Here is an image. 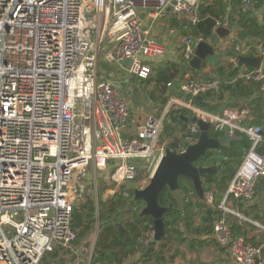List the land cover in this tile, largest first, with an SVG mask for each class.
<instances>
[{"label": "built area", "instance_id": "2783aa9c", "mask_svg": "<svg viewBox=\"0 0 264 264\" xmlns=\"http://www.w3.org/2000/svg\"><path fill=\"white\" fill-rule=\"evenodd\" d=\"M201 1L0 0V264H42L55 245L72 242L71 213L90 184L91 168L110 169L105 175L110 195L120 193L129 200L134 188L145 186L135 179L141 167L153 169L164 152L159 136L173 100L160 115H146L136 135H124L130 106L98 74L101 43L108 36L113 45L105 57L131 59L128 74L146 78L151 67L142 57L165 53L168 41L157 38L147 21L169 12L180 27L193 26ZM254 3L242 0L246 8ZM261 26L264 31V3ZM168 32L175 34L178 28ZM197 41L183 39L184 61L192 57ZM260 56L263 60L264 51ZM239 77L259 82L264 92L262 66ZM217 85V79H189L179 89L196 97ZM196 115L216 132L227 128L230 135L238 131L246 137L249 147L225 196L250 200L257 184L264 186V155L257 150L262 126L238 124L242 111L232 107ZM189 129L187 143L194 141L196 125ZM206 199L211 202L212 195ZM220 208L213 224L218 243L235 264H264L259 245L232 233L226 219L231 209ZM152 235L153 230L145 232L140 242L148 246ZM140 257L137 253L127 264H144ZM83 258L80 253L67 264H90L91 254Z\"/></svg>", "mask_w": 264, "mask_h": 264}, {"label": "trees", "instance_id": "16d2710c", "mask_svg": "<svg viewBox=\"0 0 264 264\" xmlns=\"http://www.w3.org/2000/svg\"><path fill=\"white\" fill-rule=\"evenodd\" d=\"M263 3L264 0H256V3L253 5L260 6ZM236 13L238 17L235 18ZM198 17L199 21L197 24L184 28L188 35L198 40H208L214 27L218 24L217 22L223 23L227 21L228 24L236 23L239 40L258 37L264 42L262 27L257 21L250 18L247 19L242 0H229V4L223 0H214L206 6L200 4L198 7ZM226 68H232L228 76L235 75L237 69L236 67L233 68L231 64H224L222 67H219L218 75L221 76L223 70ZM153 70L154 74L146 82H155L153 91H157L162 102H165L168 98L166 94L168 83L177 76L178 65L168 59L164 67L154 68ZM199 77V74H195L190 79L197 80L196 78ZM217 81V87L202 95V100H199L197 96H187V99L194 105L211 113H218L221 104L225 107H232L238 110L244 109L246 110L244 116L246 123L262 126V122L264 121V92L260 89V83L243 78H236L234 80L217 79ZM179 113L187 116L193 115L191 111L182 107L169 109L167 119L163 121L162 131L159 136L161 142L166 140L167 146L176 149L180 144L186 145L187 140L185 137L190 135L188 123L175 116ZM237 143L244 150L249 147V142L244 136ZM257 150L264 155V141L259 143ZM224 151L225 154L220 158L219 165V173L222 175L221 179L211 176L205 177L203 180L204 184L213 189L211 192H207V194L210 193L212 195V203L216 207H218L221 199L220 194L225 191L243 155L237 147H235L233 152L228 151V149ZM179 185L186 193L185 204L182 209L178 207L168 188H164L158 197L161 205H168L169 207L168 212L163 216L164 237L156 242L159 247L158 251H147L148 246H144L140 242L145 232L152 231V218L150 216H140L139 213H133L132 206L143 203L141 200H134L133 198L126 200L120 193L108 200H102L100 197L96 198L93 192L88 191V187L73 206L71 228L75 233V237L69 245L86 247L88 243L87 237L89 235L94 237L90 264H126L137 253H140V260L144 264H147L149 260H153L154 264L170 261L178 255L179 251L178 249L172 250V248L185 240L183 237L185 232L181 230V227L185 229L189 228L190 231L196 234L199 232L209 233V231L213 230L211 224L201 227L191 226L196 213L191 210L192 206L188 197L191 194L195 195L194 187L191 180L186 178H180ZM216 190L220 194H217ZM204 202L198 200L195 205L196 207L203 208ZM256 208L253 205L250 207V210H254L258 216ZM221 213V209L215 211L217 217ZM203 217L204 219H211L210 215L204 214ZM119 227H122V230ZM229 227L234 235L243 234L241 226L238 223L232 222ZM69 245L68 247L55 245L51 251L43 255L42 264H65L64 254L72 253ZM166 251L172 253L168 259L165 258ZM73 256L72 254V258Z\"/></svg>", "mask_w": 264, "mask_h": 264}, {"label": "crops", "instance_id": "0c3cea01", "mask_svg": "<svg viewBox=\"0 0 264 264\" xmlns=\"http://www.w3.org/2000/svg\"><path fill=\"white\" fill-rule=\"evenodd\" d=\"M213 1L214 0H202L200 4L206 6ZM223 1L229 4V0H223ZM262 5L260 6L251 5L248 8L243 6V8L246 10L247 19L250 18L257 21V23L260 26H261ZM172 16L173 15L168 12L167 15L166 14L160 15L157 18H155L153 21L152 20L147 21V23L151 22L153 33L157 38L168 40L165 47L166 52H169L171 53V55H174L176 59L184 61L183 38L188 34L184 30V28L178 25L177 21ZM236 17H238L237 13L235 14V18ZM217 23L229 28L230 32L234 34V37L233 38H230L229 36L220 37L218 42L214 46V50H215L214 54L206 57V59L203 60L202 66L199 70L188 67L186 74L181 77V83L189 80L195 74H199L200 76L199 78H196L197 79L196 81L210 80V78L220 79V80H234L236 78H240L239 75L244 71H246L248 68L242 65L241 66L236 65V62H233V58L235 56L233 54V50L231 47L232 44H234L235 48L239 51V53L243 55H247L249 53H253L254 55L256 54L261 55V50L264 51L263 49L264 42L262 39L258 37H250V38H246L245 40H239L237 36L238 28L235 22L230 24H228L227 21L223 23L220 22ZM158 26L159 29L155 32V29ZM171 26L177 27L178 32L175 34L169 33L168 30L169 27ZM188 37H192V36L188 35ZM112 45L113 42L110 41L108 36H105L101 43V49L99 51L98 74L101 77L109 79L110 83L119 92L120 96L128 102L130 106L129 118L124 128L123 134L126 136L136 135L137 126L144 119L147 113H145L144 111L145 106L144 107L138 106L139 108L135 106H134L135 108L132 107L133 104L130 103V101H128V97L132 93V88L134 90H138V88L142 86L145 89L147 85H151V87H147L148 90L150 91L148 92L149 94L147 97L149 100L148 102L151 104L153 111L156 112L154 113V115H160L158 114L160 112L159 110L162 108V106H164L163 103H165L166 101L162 102L159 93L157 91L156 92L153 91L155 82L154 81L146 82V80L149 77H151L152 74H154V70H153L154 68H160L162 66L164 67L167 60L170 58L165 57L162 59H157L155 61H152V64L149 63L150 62L149 60H146V63L151 67V73L146 78H139L137 76L128 74V65H129L128 63H123V60H121L120 62L108 60L105 57V53L111 49ZM224 64H231L233 68L236 67L237 71L235 75L228 76L229 71L232 70V68H226L223 70L221 76L218 75V68L222 67ZM260 66L264 68V58ZM124 88H126V95H128V97L125 95ZM166 94L168 95V101L173 100V103L170 105L169 109L182 107L187 109L188 111H191L193 115L198 114L199 111H205L200 107L194 105L190 100H188L187 99L188 95L184 94L179 89V86L169 89V92ZM166 106H164L162 110H164ZM224 108L225 106L221 104L218 113L221 112L222 109ZM241 111L243 114V118L242 119L240 118V120H238V124H248L244 121L246 110L242 109ZM249 119H251V117H249ZM190 124L191 123H188L189 125L188 127H190ZM235 135L236 137H240L241 135L244 136L242 133H239L238 131ZM262 136L264 141V135L262 134ZM239 140L240 139L231 141L230 147L232 150H230L229 148H223L221 152L218 154L217 159L220 160V158L223 157V155L225 154L224 151L225 149L226 150L228 149V151L233 152L235 150V147H237V149L244 154L245 151L244 148L243 147L240 148L239 143H237V141ZM139 170H145V169L141 167V169ZM260 184H261L260 182L257 184L254 196L248 201H243L232 197H226L225 196L226 189L221 194L219 191L217 192L216 190V193L221 195V199L219 201L218 207L214 206L212 201L208 202L207 199L204 202L205 204L203 208L196 207L195 204L200 199L197 197L196 194L189 195L188 200L190 201V205L192 206L191 210H193V212L196 213L194 222L191 226L201 227L211 224L213 227V224L217 219V215L215 214V211L221 209L220 206H226L232 211L226 213V219L228 224L230 225L232 222L238 223L241 226V232L243 233L242 235L245 237V239L251 242L252 244L259 245L261 248L262 256L264 257V186ZM204 187H205V196L207 195V192H211V190H213L210 189L209 186L206 184H204ZM253 205L257 207L256 209L258 210V216L256 215V212L254 210H250V207ZM138 206H139L138 210L136 211L133 210V213L134 212L139 213L141 207L143 206V203L138 204ZM204 214L210 215L211 219H204L203 217ZM181 230L185 232L183 234L185 240H183L178 246L175 245V247L172 248V250L173 249L179 250L178 255L175 256L170 261L160 262V264H235L227 248L219 244L218 241L216 240L213 230L209 231V233L199 232L198 234L193 233L192 231H190L189 228L185 229L184 227H181ZM150 245L153 246V250L147 249V251L152 252L159 250V247L156 243L149 244L148 247ZM165 253H166L165 254L166 259H168L170 254H172L167 251ZM147 264H154V261L149 260Z\"/></svg>", "mask_w": 264, "mask_h": 264}, {"label": "water", "instance_id": "95a60500", "mask_svg": "<svg viewBox=\"0 0 264 264\" xmlns=\"http://www.w3.org/2000/svg\"><path fill=\"white\" fill-rule=\"evenodd\" d=\"M248 8V7H247ZM172 11V7L168 8ZM234 37L229 28L224 25L217 24L208 40H198L195 44L192 57L187 61L176 59L169 52L159 54L155 57H142L144 60L155 61L162 58H170L178 65L177 76L171 80L168 85L169 89L175 88L181 84V77L186 74L188 67L199 70L202 62L206 57L214 54V46L220 37ZM233 54L236 57V65L245 66L248 69H258L262 57L249 53L247 55L240 54L232 44ZM123 63H131V59H123ZM202 100V96H197ZM176 117L187 123L195 124L196 130L193 132L194 141L187 143L182 150L165 146L163 154L159 157L149 177L148 183L142 188L133 189V199L143 201V206L139 212L140 216H150L152 218L153 235L150 238L151 244L160 241L165 234L163 216L168 212V205H161L158 201L159 194L164 188H168L172 198L175 200L179 208H183L185 204L186 193L180 188V178L191 180L195 194L197 197L205 201V187L203 180L205 177L215 176L221 179L219 173L220 160L218 154L223 148H229L230 143L236 139H242L243 136L236 137L230 135L227 128L220 132H216L211 128L209 121L203 120L198 115L185 116L181 113ZM262 134L264 133V121L262 122ZM261 185V184H260ZM122 230V227H119ZM96 237V234H95ZM94 243V242H93ZM153 250V246L148 247ZM127 264V263H126Z\"/></svg>", "mask_w": 264, "mask_h": 264}, {"label": "rangeland", "instance_id": "374dc122", "mask_svg": "<svg viewBox=\"0 0 264 264\" xmlns=\"http://www.w3.org/2000/svg\"><path fill=\"white\" fill-rule=\"evenodd\" d=\"M168 17H170V16H168ZM171 27H174V26H171ZM158 29H159V26L155 29V32ZM189 36H191V35H189ZM185 37H188V35L185 36ZM149 63L152 64V61H150ZM147 87H151V85H147ZM147 87L144 89V87L141 86V87L138 88V90H134L132 88V93L129 95V97H128V95H126V88H124V92H125V95L128 97V101H130V103L133 104V106L132 105L131 106L132 107L135 106L137 108H139L138 106H140V107L141 106L142 107L145 106L146 110L144 109V111H145V113H147L146 115L156 113V112L153 111L151 104L148 102L149 100H148L147 97H148V94H149L148 92H150V91L148 90ZM168 102L169 101H168V98H167L166 102L163 103V105L166 106ZM164 106H162V108L159 110L160 112L158 114L162 113V111H163L162 109H163ZM166 142H167L166 140H163V142H161L159 140V143L160 144H165V146H167ZM108 172H110L109 168L104 169L101 172L100 171H96L95 172V171H93L92 168L90 169V173H89L90 184H89L87 189H88V191L93 192V194H94V196L96 198L100 197L102 200H108V199L113 197V195H110L109 192L107 191L110 188L109 181L106 178H104L105 175ZM151 172H152V169L139 170L135 181L140 180V183H143L144 185H146L148 183V181H149V176L148 175L151 174ZM133 184L134 183H130L131 186ZM90 236L91 235H89L87 237L88 238V243H87L86 247L85 246L82 247L80 245H77V246L69 245V249H71L72 253H65L64 254L63 257L65 259V262H64L65 264H67L70 261H72L74 259V257H76L80 253L83 254V256H84L83 259L84 260H86L89 257V255L91 254L92 248H93L92 247V245H93L92 241L94 242V240H93L94 237H92V236L90 237ZM72 254L74 255L73 258H72Z\"/></svg>", "mask_w": 264, "mask_h": 264}]
</instances>
